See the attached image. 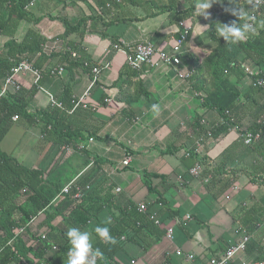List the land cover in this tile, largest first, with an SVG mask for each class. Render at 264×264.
Instances as JSON below:
<instances>
[{"label": "crops", "instance_id": "1", "mask_svg": "<svg viewBox=\"0 0 264 264\" xmlns=\"http://www.w3.org/2000/svg\"><path fill=\"white\" fill-rule=\"evenodd\" d=\"M103 1L34 0L28 10L37 22L21 21L15 34V38L21 40L28 29L39 32L47 39L44 45L47 54L64 50L67 41H72L82 50L84 59L101 67L99 80L86 100L89 108L76 109L72 119L73 127L82 130L83 138L77 140L84 144L85 152L67 153L80 154L74 164L65 158L61 160V156L57 157V147L43 139L41 125L30 124L22 118L11 121L0 141V150L34 169L44 170L56 160L50 179L60 177L63 170L74 165L75 173L67 181L61 179L62 186L93 167L94 164L88 168L82 166L86 159L100 160L99 168L93 170L95 177L105 181V186L110 183L114 189L119 187V193L135 205L144 203L149 216L158 221L159 225H155L163 231L159 240L147 248L127 244L116 256L119 264H131V261L133 264H209L211 258H218L226 245L244 232L239 228L242 219L261 220L249 232L248 248L227 264H264L255 260L257 248L264 246V143L259 152L248 145L242 148L237 133L228 130L218 138L205 140L197 156L182 155L197 138L188 127L204 110L200 109L190 83L177 77L176 72H192L203 65L215 46L210 23L231 9L233 0H212L201 15L195 7L198 0H107L110 4L102 6ZM183 14L187 16L181 20ZM180 21L190 30L181 49L180 64L174 68L142 65L135 71L127 65L123 53L113 47L117 44L123 50L132 51L139 43H150L155 49L170 51ZM66 25L73 29L64 40L58 39ZM5 41V37H0V47ZM68 48L69 51L64 50L68 52L66 62L59 57L60 63L66 65L62 66L63 71L56 76L43 75L42 90H35L29 104L31 114L55 108L49 104L45 92L60 102L64 89L75 99L88 88L91 70L76 61L77 54L72 58L70 52L74 51ZM56 63L57 58H53L44 67ZM246 66L253 70L251 65ZM131 72L133 76L129 79ZM20 80L24 89L32 85L27 77ZM137 82L142 85L140 88ZM249 83L250 80L244 78L237 86L243 92ZM142 88L146 95L138 96L135 103L129 104V99ZM106 98L110 102H104ZM263 103L250 109L246 117L261 111ZM153 104L159 106L156 113L152 111ZM202 119L215 124L212 130L222 123L214 110L208 111ZM127 155L130 162L121 166ZM221 160L225 161V166H221ZM196 161L201 163L202 169L197 178H192L187 171ZM213 167L224 172L221 181L234 178L227 190L216 198L207 189L210 174L204 176L205 170ZM61 168L64 169L60 171ZM146 181L155 187L153 193H148ZM102 220L109 223L110 217L103 214ZM166 227L173 228L172 242L164 236ZM176 248L193 254V259L187 261L177 256ZM121 253H130L129 258Z\"/></svg>", "mask_w": 264, "mask_h": 264}, {"label": "trees", "instance_id": "2", "mask_svg": "<svg viewBox=\"0 0 264 264\" xmlns=\"http://www.w3.org/2000/svg\"><path fill=\"white\" fill-rule=\"evenodd\" d=\"M33 2L34 0H0V37L6 38L0 47V87L4 77L17 63L27 62L44 72L51 67L50 65L44 67L48 60L57 58L55 65L64 66L65 64L60 63L59 57L65 62L68 58V52L64 50L45 53L44 45L47 39L33 29H28L21 40L15 38L21 21L34 24L37 22L28 10ZM233 2L234 6L231 9L226 10L220 18L210 23V33L215 46L206 56L203 65L195 67L188 77L193 92H201L204 95L202 102L196 97L200 102V109L204 112L195 116L188 127L195 138L206 133L207 127L201 125L200 121L208 111L213 110L222 120L221 125L212 132L214 138L220 137L232 126H237L241 132H264V103L261 111L252 116L247 114L246 117L250 109L264 101V86H252L251 83L257 75L250 77L245 72L247 64L252 66L253 71L264 72V5L255 8L251 6L249 0H233ZM105 4L110 3L104 0L102 6ZM186 16L183 14L181 20ZM249 23L251 27L247 33L248 37L239 44L226 42L217 31L222 25L231 27L235 24L243 28ZM102 26L106 24L102 23ZM72 29L73 26L66 25L64 34L58 39L64 40ZM67 47L79 56L76 59L78 63L85 64V68L89 71L94 67L84 59V53L77 44L67 41ZM70 61L67 60L68 63ZM132 76L133 73L130 76L128 74L129 79ZM244 78H248L250 83L249 87L241 92L237 83ZM141 86L137 82V87ZM36 89L32 84L27 89L21 87L16 93H8L0 97V141L7 132L12 117L16 115L30 124L38 122L41 125L43 139L55 145L58 150L70 146L73 152H77V144H82L77 139L80 138L81 141L83 133L82 130L73 127L72 119L76 112L69 114L55 107L39 110L36 115L31 114L28 109ZM62 94L60 102L69 110L73 100L70 92L64 89ZM140 95H146L143 88L139 89L137 94L134 93L135 97L130 98L131 101L129 99L128 103H135ZM86 134L89 135L88 132ZM237 141L244 145L239 137ZM263 143L264 139L258 145L253 144L248 147H254L256 152H259ZM59 152L60 150L57 155ZM83 152H85L84 148L81 153ZM66 155L68 154L63 153L61 160ZM99 161L97 158L91 161L93 167L77 179V185L84 189V194L81 199L76 200L72 198L74 189L69 194H60L63 187L60 177L49 178V174L57 164L56 160L51 161L44 170L34 169L20 164L14 157L0 150V264H37L36 262L65 264L71 247L66 237L70 227H79L81 230L92 232L93 248H99L103 253L102 260L96 258L97 264H119L116 256L127 244L136 243L143 249L159 240L163 231L150 220L148 212L138 213L136 205L128 198L121 193L114 195L112 184L107 183L108 185L105 186V181L95 177L93 170L99 168ZM220 162L221 166L226 165L224 160ZM89 163L90 160L86 159L82 166L88 168ZM223 173L216 167L209 171L205 170V177L210 174L208 192H211V196L215 198L227 190L230 182L234 180L227 178L221 181L220 177ZM234 175L236 176L237 173ZM144 184L148 193L155 191V187L150 182L146 181ZM86 186L89 188L85 190ZM103 214L110 217L109 223L103 222ZM31 218L34 220L29 224ZM260 220L242 219L239 228L249 234ZM97 225L109 227L110 234L116 238L117 243L112 245L103 242L92 231ZM20 227H23L24 231L14 237V230ZM42 234L45 236L44 239L41 238ZM230 245H226V248ZM256 251L258 256L255 260L264 261V246L258 247Z\"/></svg>", "mask_w": 264, "mask_h": 264}, {"label": "built area", "instance_id": "3", "mask_svg": "<svg viewBox=\"0 0 264 264\" xmlns=\"http://www.w3.org/2000/svg\"><path fill=\"white\" fill-rule=\"evenodd\" d=\"M251 6L255 8H259L264 5V0H249ZM179 25V31L177 37L172 39L170 51H163L158 50L153 47L150 43H139L135 45V47L132 49V51H127L121 49V46L114 44L113 47L116 51H120L123 53L125 62L127 65L137 71L140 70L142 65H148V66H156V65H167L172 66L173 68L180 64V54L181 49L184 44V42L187 40V37L189 35L190 27L186 25L183 21H180L178 23ZM249 27H251V24H248ZM65 51H69V48H64ZM129 50V49H128ZM71 57L75 58L77 57L75 52H70ZM107 66V65H106ZM101 67L94 66L91 69V79L89 81L88 88L82 93L81 96L75 98L71 102V107L66 109L62 103L59 101H56L54 97L48 93L45 92L49 104L53 107L59 108L61 110L67 111L69 114H71L73 111H75L78 108L82 109H88L89 106L86 102L87 98L90 94V89L97 83L99 80V73H100ZM63 71L62 66H51L47 68L44 72L42 70H39L35 67H33L31 64L27 62H20L14 65L8 74L4 77L2 85L0 87V97L10 93H16L18 92L21 87V78L27 77L30 79L31 84L35 85L38 90H42L40 87V81L42 80V77L44 74H48L51 76L59 75ZM245 72L248 74V76H256V78L252 81V86L254 87H263L264 86V72L262 71H253L249 69L247 66L245 67ZM191 71L187 72H176L177 77H179L182 80H187L190 76ZM194 96L199 98V101L202 102V97L204 95L201 92L194 93ZM104 102H110V99L106 98L104 99ZM18 116L14 115L12 117V121L18 120ZM221 120V119H220ZM222 122V120H221ZM200 123L207 127V131L205 134L198 136L193 143L186 147L182 151V155L184 157H191V156H197L201 148L203 146V142L209 138L212 137L213 132V125L210 124L206 119H201ZM228 130L234 131L237 133V136L242 140L244 145H252L259 141H261L264 138V132L258 131L255 133L251 132H241L240 129L237 126L229 127ZM90 140V139H88ZM82 144H77L76 149L82 150L83 149ZM60 152L57 157L62 156L63 153H70L73 152V149L70 146H65L63 148H59ZM62 152V154H61ZM130 162V157L127 155L123 161H121V166H126ZM92 162L89 163L91 165ZM202 166L199 161H196L192 167L188 169V174L192 178H197L201 172ZM89 187L86 186L85 190ZM74 189V193L72 195L73 199L79 200L84 194V189L81 186L77 185V177L72 179L71 181L67 182L60 190V194L66 195L69 194V192ZM120 192V188L116 187L114 189V193L118 194ZM228 198V196H226ZM136 211L140 214H145L147 212L146 206L144 203H137L136 204ZM154 224L159 225L158 221L154 219V217H149ZM34 218H31L29 221V224L33 222ZM24 231L23 227L16 228L14 230V237L20 235ZM250 234H247L243 232L239 238L238 241H236L234 244H231L228 246L218 258H211L209 260V264H227L229 261H231L236 254L241 253L245 250L246 245L248 244L250 240ZM164 236L165 238L172 242L173 241V228L172 227H166L164 228ZM44 234L41 235V238L44 239ZM123 239V237L121 238ZM174 253L177 256H183L185 260L191 261L193 259V254L183 252L181 249L176 248L174 250ZM37 264H44L43 262H36ZM131 264H133V261H131ZM262 264V263H259Z\"/></svg>", "mask_w": 264, "mask_h": 264}, {"label": "clouds", "instance_id": "4", "mask_svg": "<svg viewBox=\"0 0 264 264\" xmlns=\"http://www.w3.org/2000/svg\"><path fill=\"white\" fill-rule=\"evenodd\" d=\"M212 0H198L195 5L198 15L205 14L210 7ZM249 26L245 24L243 28L233 24L231 27L222 25L217 31L223 36L225 41L231 44H239L243 42L249 32ZM254 33V30H253ZM159 106L152 105V111L158 112ZM103 241L115 245L117 240L110 234L107 226H95L92 230ZM66 237L71 245L68 251L67 264H97L96 258L103 259V253L99 248H93L92 232L81 230L79 227H70L66 232Z\"/></svg>", "mask_w": 264, "mask_h": 264}, {"label": "rangeland", "instance_id": "5", "mask_svg": "<svg viewBox=\"0 0 264 264\" xmlns=\"http://www.w3.org/2000/svg\"><path fill=\"white\" fill-rule=\"evenodd\" d=\"M0 45H1V43H0ZM79 156H80L79 153L68 154V155L65 156V160L68 159V163H71V162L73 161L72 164H74V163H75V162H74V159L77 158V157H79ZM76 161H77V160H76ZM73 166H74V165L70 166V168L67 169V171H66V170H63L64 168L59 169L60 171L63 170V172H64V173H61V174H63V175H60V178H61L62 180L67 181L70 177L73 176V174L75 173V171H74L75 167L73 168ZM76 170H77V169H76ZM73 171H74V172H73ZM121 254H123L125 258H129V255H130V253H127V254H125V253H121ZM116 260H118V257H116Z\"/></svg>", "mask_w": 264, "mask_h": 264}]
</instances>
